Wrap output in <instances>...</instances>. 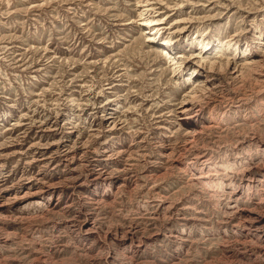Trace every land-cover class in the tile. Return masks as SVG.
Masks as SVG:
<instances>
[{"label":"rangeland","instance_id":"obj_1","mask_svg":"<svg viewBox=\"0 0 264 264\" xmlns=\"http://www.w3.org/2000/svg\"><path fill=\"white\" fill-rule=\"evenodd\" d=\"M212 1L152 46L139 0H0V264H264V83L214 70L190 129L163 54L260 52L264 0Z\"/></svg>","mask_w":264,"mask_h":264},{"label":"bare ground","instance_id":"obj_2","mask_svg":"<svg viewBox=\"0 0 264 264\" xmlns=\"http://www.w3.org/2000/svg\"><path fill=\"white\" fill-rule=\"evenodd\" d=\"M169 1L170 0H139L138 6L141 8V13L139 15L140 24L144 27L146 39L152 46H166L168 44V42L166 41H160V38L164 31H170L174 36H183L187 34L193 26L192 18L183 17L170 22L172 18L180 16L178 13L182 12L183 9L181 8H183L184 3H186L187 0H176L180 2L175 4H170L171 1ZM207 1L210 4L206 3L205 6L213 4L212 0ZM204 39L205 36H200L197 38L199 44L201 45V50L198 53L193 54L192 56L187 57L183 54L178 55L170 49L163 50V54L173 60V69L175 70V74L179 75L180 77L187 75L188 83L190 82L192 84L191 91H188V93L185 95L187 97L184 101H182L180 106L178 105L179 109H177L179 113L178 117L181 120V123L188 126L190 129L193 128V118L195 116V113L193 112V99L197 97L196 93H198V91H200L201 93H205L214 89L212 87V78L210 76V73H212L214 70L223 68L230 70V74L232 76L231 78L233 79L241 78L248 72H255V74H258V84L264 83V72L262 70V66H264V40L259 43L258 48L260 52L253 53L250 47H246L245 49L241 48L239 42L236 41L235 37H231V39L226 40L224 44L217 45L213 49L210 46L211 44ZM185 72L187 74L184 75ZM199 111L200 108L196 110V112ZM194 134L196 135L197 132ZM194 134L191 139L195 137ZM260 168L264 171V164L261 165ZM202 169L203 170L201 171H205V169L207 168ZM207 177V174H203V172H201L200 175L196 178L198 179V181H203V179ZM256 220L257 219L254 216L244 222L253 226L255 222H257ZM261 247L264 248L263 245Z\"/></svg>","mask_w":264,"mask_h":264}]
</instances>
